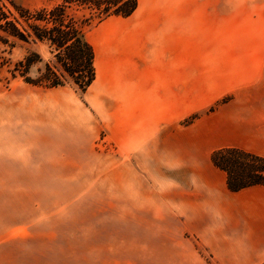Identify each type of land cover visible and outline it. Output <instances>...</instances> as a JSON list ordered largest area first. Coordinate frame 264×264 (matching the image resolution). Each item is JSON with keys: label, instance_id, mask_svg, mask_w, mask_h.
I'll return each mask as SVG.
<instances>
[{"label": "rangeland", "instance_id": "obj_1", "mask_svg": "<svg viewBox=\"0 0 264 264\" xmlns=\"http://www.w3.org/2000/svg\"><path fill=\"white\" fill-rule=\"evenodd\" d=\"M86 39L96 76L84 92L11 77L29 53L46 62L43 45L1 49L0 264H94L101 231L206 173L231 121L264 155V0H140L131 19L92 18ZM248 192L241 221L258 224L264 189Z\"/></svg>", "mask_w": 264, "mask_h": 264}, {"label": "crops", "instance_id": "obj_2", "mask_svg": "<svg viewBox=\"0 0 264 264\" xmlns=\"http://www.w3.org/2000/svg\"><path fill=\"white\" fill-rule=\"evenodd\" d=\"M139 8L140 0L135 12L121 19H131ZM141 23L144 25L143 21ZM151 25V22L147 23V27ZM155 29L149 28V31ZM209 122L208 119L207 124ZM231 123L228 124L231 132L226 133L224 139L211 143L216 148L208 152L209 168L206 173L209 175L202 171L194 178L176 179L174 187L159 196L165 207L130 210L128 216H140L142 221L114 224L101 231V240L96 238L94 242V264L264 262V218H260L258 224H255L256 219L250 225L242 223L238 200L242 195L247 197L248 191L252 189L264 188L251 187L232 193L226 187L225 174L210 161L213 151L226 147L239 148L264 157L255 149L247 148V137L240 134L243 128L239 132L235 122ZM206 133L222 136L209 130ZM254 137L256 144L263 143V135L255 134ZM201 147L205 152L209 150L208 147ZM203 157L206 158V155Z\"/></svg>", "mask_w": 264, "mask_h": 264}, {"label": "trees", "instance_id": "obj_3", "mask_svg": "<svg viewBox=\"0 0 264 264\" xmlns=\"http://www.w3.org/2000/svg\"><path fill=\"white\" fill-rule=\"evenodd\" d=\"M0 0V53L16 42L43 45L49 59L43 62L37 53H29L14 65L11 77L19 76L30 86L54 89L66 84L84 92L95 80L94 51L86 39L92 18H128L138 0H48L49 7L31 10L13 0ZM6 60L0 57V67ZM37 76H29L30 69ZM212 165L223 172L226 187L236 193L251 187L264 188V157L239 148L226 147L210 155Z\"/></svg>", "mask_w": 264, "mask_h": 264}]
</instances>
